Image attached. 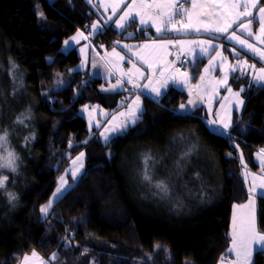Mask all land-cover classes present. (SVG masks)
Masks as SVG:
<instances>
[{
	"label": "trees",
	"instance_id": "1",
	"mask_svg": "<svg viewBox=\"0 0 264 264\" xmlns=\"http://www.w3.org/2000/svg\"><path fill=\"white\" fill-rule=\"evenodd\" d=\"M99 17L89 0H0V135L8 134L4 152L18 157L15 172L0 174L8 177L0 188V264L38 251L54 264H219L232 240V208L250 196L243 170L261 169L264 85L232 75L246 91L229 133L215 130L202 110L179 113L188 94L171 88L161 102L145 98L141 120L103 142L101 126L92 133L83 110L98 105L112 116L133 93L103 90V77L80 69L78 49L63 50L66 38L91 31ZM133 28L112 22L93 41L114 48ZM80 151L86 173L43 218L40 208ZM145 156L154 181L169 184V198L142 180ZM257 210L264 233V196ZM254 264H264V254Z\"/></svg>",
	"mask_w": 264,
	"mask_h": 264
},
{
	"label": "crops",
	"instance_id": "2",
	"mask_svg": "<svg viewBox=\"0 0 264 264\" xmlns=\"http://www.w3.org/2000/svg\"><path fill=\"white\" fill-rule=\"evenodd\" d=\"M180 1L181 0H176L177 7ZM143 2L145 4L151 5L153 3H169L171 2V0H143ZM213 2H215L216 4H227L229 0H197L198 6L195 9H192L191 2H189L188 6H185L183 8L189 10L188 15L191 16V21L189 20L188 16L178 14L174 16L172 25H168V27H172L174 25L176 30H165L162 32H157L156 26H154L151 22H149L148 24L139 23L141 17L147 20L149 16L155 18L158 15L156 10L141 6V0H136V6L139 12L136 20L126 22L124 28H118L115 21L119 20L126 11H129L127 6L132 4L133 0H123L122 3L121 0H93V7L99 12L100 16L97 22L102 26V29H104L112 22H114L116 28L120 31L125 30L135 22L138 25V28H133L132 31L129 32V34L127 35L128 40L120 41L118 43V46L114 47L115 53L113 52L114 48H107L105 46L98 47L95 45L101 54L109 53L114 60V65H111L110 68L106 69L108 76L114 77L120 82L119 84L117 83L118 81L114 83L116 85H120V88H116L114 91L132 92V99L134 98V96L141 95L144 98V101L145 98H149L156 102H161L166 93L171 88H184V90H180L188 94L186 90H189L194 86H198L201 90V93L199 94V98L197 99L198 102L196 103V105H194V109L192 110L194 112L185 113L187 112V110H178V112L181 114L193 115L198 110H202L200 114L204 118V120H206L210 125H214L217 128H219L222 124L220 122L222 121L221 117L224 115L228 116L229 112L233 120L232 124L234 125L237 119L236 115H241V104L238 103V101H241V87L236 88L231 84L232 75L234 74V72H238L240 74L245 73L246 75L248 74L250 76L252 84L264 85V81H259L258 79V77L261 75L260 69L264 68V59H262L258 54H254L252 51L246 48H241V46L234 40L226 39L228 35H231L232 31L236 30V25H233V27L229 29L228 33H225L223 35L219 33L206 32L204 31L203 27H201V30L199 32L195 31L192 28L183 27V25L189 23L200 26L201 21L203 23L210 24L213 22V20H215L222 26L223 22L219 19V15L213 17V19H208L205 16L200 15V13L204 11H213L216 13L225 11L224 9L213 8ZM240 2L242 4L243 0H240ZM260 2L261 0H257V7L255 9H249L250 11H252L253 17H255L252 19L251 23V28L254 36L250 38L246 33H242L241 31H237L236 34L240 36L241 39L247 40L250 44H253L256 48L264 50V44H261L260 41L255 38L256 36H261V39H264V36H262L259 31L260 24L258 22V9L264 7L260 4ZM200 4H204L206 7L201 8L199 6ZM115 5H118V7H116L115 12H113L112 9ZM165 11H167V9H165ZM239 11H244L243 6H241ZM97 22H95V24H97ZM246 22L247 21H245V23ZM92 30L94 29L92 28ZM143 30L145 31L141 35L145 39H141V41L136 40L135 36H137ZM99 31L95 30V35ZM201 41H211V44L215 47H208L207 44L199 43ZM121 42H125L129 47L121 45ZM202 48H206L207 51L202 52ZM177 49L183 51L190 57L191 67L188 74H180L175 69L173 62L171 61V56L176 52ZM233 49H235V51H233ZM102 50H106V52L104 53ZM130 52H132L133 54L131 58H128L127 54ZM217 53H219V55ZM121 55H124L125 58L122 59ZM81 56L83 61V54H81ZM217 57H219L218 61H214ZM220 58L222 59L221 62H219ZM245 61L246 63H244ZM134 63L139 65L145 71H152V73L155 72L156 74H161V72H163V74L166 75L168 73H172L175 75V77L180 76L177 77V80H180V87H178V85H176L175 83H171L166 89H161V94L158 97L154 92L151 91V87L147 89L144 87L134 88L133 84H138L141 86L147 85V81H145V79L148 74L145 78H143L140 77V75L136 72L132 71L130 74L129 71H127L126 74L132 77L131 83H129V81H126V79H123V77H120V75L118 74V72H120V69L125 71L124 67H127L128 65L132 66ZM201 63H204L203 68L200 71L196 70V67ZM216 63H218V66H214L211 75H214L215 78L223 76V84L221 85V88L219 90L221 94H218V92H216V90H214L213 88L205 90V88L202 87L201 83V81L204 79L203 73L205 72V69L210 65H215ZM149 65H152V67L150 68ZM80 69L86 70L83 67H81ZM189 75H192L193 77L190 78L188 77ZM97 76L103 77L105 79V82H107V78L105 77V75ZM201 77H203V79H201ZM164 79L169 78H163L162 80ZM127 80H129V77L127 78ZM190 81H194L195 84H189ZM181 83L185 84L186 86L182 87ZM236 89L237 92L230 98L232 99V101L229 103V106L226 109L224 106V110H222L223 108L221 103L225 100V96H227L228 93L232 90ZM237 93H239V95H237ZM203 99H205V102L203 101ZM243 99L245 105V98L243 97ZM144 101L141 105H143V107L145 108ZM106 112L108 111L106 110ZM108 117H111L109 113H107V118L106 116L104 118H106L107 120ZM213 121H215L216 123H212ZM233 125H231L227 129L224 128L226 130V133H229ZM261 150L262 149H259L258 151L261 152ZM261 171L262 166L259 171H251L248 167L243 170L245 184L248 191L250 192V196L245 203L241 205H235L232 208L229 218L230 234L232 240L229 249L233 248L234 240L236 243V247L231 252L228 250L227 255L223 257V261L220 260L219 264H254L255 262L256 253L259 251L256 250L257 240L254 238L258 239L260 235H264V233H262L259 228L257 210L258 198L259 196L264 195H256L258 194L259 184L261 182ZM250 189L252 191H250ZM254 195H256V197ZM246 245H248L251 249L250 262H246L245 260ZM237 253H239V256L237 255Z\"/></svg>",
	"mask_w": 264,
	"mask_h": 264
},
{
	"label": "snow or ice",
	"instance_id": "3",
	"mask_svg": "<svg viewBox=\"0 0 264 264\" xmlns=\"http://www.w3.org/2000/svg\"><path fill=\"white\" fill-rule=\"evenodd\" d=\"M90 2V0H89ZM123 2V0H121V3ZM191 2V6L192 9H195L198 5H197V0H190ZM141 6L145 7V8H149V9H154L157 11V17L153 18L152 16H149V18L147 20H145L143 17L140 18L139 23L141 24H148L149 22H151L154 26H156V31L157 32H162L165 30L168 31H172V30H176L174 25L172 27H168V25H172V21L174 16L178 15V14H182V15H186L188 16L189 20L191 21V16L188 15L189 10L186 8H183L182 5H180L179 7H177V2L176 0H171V2L169 3H153L151 5L149 4H145L143 2V0H141ZM201 8H205L206 6L204 4H200L199 5ZM241 6H243L244 11H239V9L241 8ZM116 7H118V5L113 6V12H115ZM129 11H126L124 13V15H122L120 17L119 20L115 21L116 26L118 28H124L125 27V23L128 21H135L137 15H139V12L137 10V6H136V0H133V3L127 6ZM213 8H220V9H224L225 11H222L220 13H216L213 11H204L201 12L200 15L205 16L208 19H213V17L219 15V19L223 22L222 26L217 23L215 20H213L212 23L210 24H206L203 23L202 21L200 22V26H197L195 24L189 23L186 25H183L184 28H192L195 31L199 32L201 30V27H203L204 31L206 32H213V33H219L221 35L228 33L229 29H231L233 27V25H236V30L232 31L231 35H228L226 37V39L228 40H234L237 44H239L241 46V48H246L250 51H252L254 54H258L262 59H264V50L262 49H258L256 48L253 44H250L247 40L241 39L240 36H238L236 34L237 31H241L242 33H246L250 38L254 36V33L252 31L251 28V23H252V19L255 18L253 17V13L252 11H250L249 9H255L257 7V0H243V3L241 4L240 0H229V2L227 4H216L215 2H213L212 5ZM165 9H167V11H165ZM231 9V10H229ZM258 22L260 24V28L259 31L261 33L262 36H264V7H261L258 9ZM245 21H247L245 23ZM91 27L94 30H102V26L99 25V23L97 22V24H93L91 25ZM77 35H82L81 33H78ZM257 40L260 41L261 44H264V39H261V36H256L255 37ZM73 41L76 40V37H72L71 38ZM118 43V42H117ZM171 43V42H169ZM201 44H207L208 47H215L214 45L211 44V41H201L199 42ZM64 44L66 46H71L69 41H65ZM125 47H129L128 45H125ZM201 51H207L206 48H202ZM233 51H235V49H233ZM113 52L115 53V48L113 49ZM219 55V53H217ZM118 55V54H117ZM51 60V58H49ZM246 63V61L244 62ZM149 67L151 68L152 65H149ZM137 71L139 72V70L137 69ZM205 71H207V69H205ZM260 73L261 75L258 77L259 81H264V68L260 69ZM143 73L140 72V77H143ZM163 72H161V77H163ZM150 79V78H149ZM169 79H171V77H169ZM201 79H203V77H201ZM132 82V77L129 75V83ZM118 84L120 83L119 81L117 82ZM151 85H138V84H133V87H144V88H149ZM115 87V86H113ZM167 87V80H164V82L162 84H160L159 87H151V91L154 92L156 94V96H160L161 94V88H166ZM237 95H239V93H237ZM139 101V97H137V100L134 102L135 104V108H130L129 109V113L128 115L131 117L130 123L131 124H135L137 122V120L139 119V116L137 115L138 111H142L140 109V105L138 103ZM189 103L191 104L192 101H189ZM238 103L242 104L243 101H238ZM181 109H183L185 107V105H180ZM121 115H124L123 113H121ZM113 119H115V117H113ZM20 123H23V121H18ZM212 123H216L215 121H213ZM223 123V122H221ZM129 127V122L127 121H122L118 126H114L112 129H110V131H114V132H120L121 134H123L127 128ZM229 127L228 123H223V128L227 129ZM106 131H109L106 129ZM7 132H5L3 135H0V144L2 143H6L7 142ZM26 142L28 139H34L33 137L30 138H25ZM108 140V137L105 136V141ZM189 153H185V155H188ZM264 149L261 150V153H258V157H260V159L262 161H264ZM83 153H80V155L78 157H76V160L73 161V165L75 166L77 161H79L81 159V157H83ZM18 157L16 156V154L14 152H8L7 157H2L0 158V168H9L11 169L13 172L16 171L17 165H16V161H17ZM151 159L150 156H145L144 157V168L142 170V180L149 183L150 185H153L155 187V189L157 190L154 195L159 196L161 199H165V198H169L171 195V189L169 187V184L165 181V180H155L154 181V177L153 175L150 173L149 170V160ZM83 165L82 163L79 165V168H82ZM79 168L74 167L71 170V176L73 178H75L78 175L79 172ZM67 175V173H66ZM8 180L7 176H3L0 177V188H3L5 185V182ZM67 185V187H66ZM261 189H264V184L260 185ZM71 188V185H68L67 180L65 179L64 176L60 177V186L56 189V192L53 193V198L59 200L62 196L65 195V193ZM250 191H252L250 189ZM262 195H264V192L261 193ZM10 201H14L16 199L14 194L9 193L8 194ZM52 206V202L49 201L48 204L42 206L40 208V212L43 213L45 216L48 213L49 208H51ZM257 240L256 242V250L261 252L262 254H264V235H260L257 238H254ZM159 247V246H157ZM236 247V243L235 240L233 241V248L229 249V251H233ZM246 247V251H245V260L246 262H250V257H251V249L248 245L245 246ZM33 256H36L37 254L35 252L32 253ZM237 255L239 256V253H237ZM52 260L57 259V255L56 253H53L51 256ZM29 260L28 256L24 257V264H27V261ZM221 260L223 261V258H221ZM187 264H190V262H187Z\"/></svg>",
	"mask_w": 264,
	"mask_h": 264
},
{
	"label": "rangeland",
	"instance_id": "4",
	"mask_svg": "<svg viewBox=\"0 0 264 264\" xmlns=\"http://www.w3.org/2000/svg\"><path fill=\"white\" fill-rule=\"evenodd\" d=\"M181 1L186 2L185 6H188V4L190 2V0H181ZM91 3L93 4V0H91ZM260 4L262 6H264V4L262 3V0H261ZM97 20H96V22H97ZM91 30H92V28H91ZM82 32H84V31H82ZM82 32H81V30H79V31L71 34L68 38H66L65 41H69L71 46L69 47V46H66L64 44L63 50L69 51L70 49L77 48L78 51L81 54H83V61L79 65L80 68L83 67L85 69H90L91 73L93 75H105V77L107 78V80H106L107 82H105L104 85L102 86L103 90L114 91L116 88H120V85L114 84L118 80L115 79L114 77H111V76L107 75V72H106L107 70L106 69L110 68L111 65H114V60H113L112 56L109 53H105L106 50H102L105 54H101L99 52V50L97 49V47L95 46L96 43H95V41H93V38L95 37V30H92V31L89 30V31L84 32V33H82ZM78 33H81L82 35H77ZM72 37H76V40L73 41L71 39ZM120 44L124 45V46L127 45L125 42H121ZM177 51H180V50L177 49L176 52ZM176 52L171 56V61H172V57L176 54ZM132 54H133L132 52L128 53L127 57L131 58ZM121 57H122V59L125 58L124 55H121ZM218 59H219V57H217L214 61H218ZM221 60L222 59L220 58L219 62H221ZM173 64L175 66L174 62H173ZM214 66H218V63H216L215 65H210L209 67H207L206 68L207 71H205L203 73L204 79L202 81L201 80L200 81L202 83V87L205 88V90H208L209 88H213L214 90H216V92H218V94H221L219 92V90L221 88V85L223 84V76L215 78L214 75H211L212 74V70L214 69ZM190 67H191V62L189 64L188 72L186 74H188L190 72ZM137 69L139 70V72L137 71ZM175 69H176V67H175ZM124 70L125 71L120 69L119 70L120 72H118V74L120 75V77H123V79H126V81H129V80H127V78L129 76L126 74V72L129 71V73L131 74V72L133 71V72L138 73L139 75H140V72H142L144 74L143 78H145L146 75L148 74L146 79H145V81H147V85L148 84L151 85L150 87H159L160 84H162L164 82V80H167V87L171 83H175L176 85H178V87H180L179 86L180 85V80H177V77H180V76H176L175 77V75L172 74V73H168L167 75L164 74L163 77H161V74H156L155 72L152 73V71H148V70L145 71L143 68H141L139 65H137L135 63L132 66L128 65L127 67H124ZM235 73L237 74L238 72H234V74ZM149 74H151V75H149ZM180 74H182V73H180ZM243 74L244 75H238V76H241L242 78L245 77L249 81H251L250 80V76L248 74L247 75L245 73H243ZM169 77H171V79L162 80L163 78H169ZM188 77L192 78L193 76L189 75ZM189 84L194 85L195 82L194 81H190ZM113 86H115V87H113ZM181 86L185 87L186 85L181 83ZM240 87L239 88H240V92H241V100L243 101V103L241 104V113H242L243 106H244V99H243L244 95L243 94H244V91H245V85H240ZM166 88H161V89L163 90V89H166ZM178 89L184 90V88H178ZM186 91L188 92V99L183 104V105H185V107L183 109H181V107H180L179 110L180 111L187 110V112H185V113H193L194 111H192V110L194 109V105H196V103L198 102L197 99L199 98V94L201 93V90H200V88L198 86H194V87H192V88H190L189 90H186ZM236 92H237V89L236 90H232L231 92L228 93L227 96H225V100L221 103L222 104V108H223L222 110H224V106H225V109L229 106V103L232 101V99H230V98L232 96H234V94ZM137 97H139L138 103H139L140 109L142 111H138L137 112V115L139 116V119L137 120V122L135 124H131L130 123L131 117L128 115V113H129V109L130 108H135L134 102L137 100ZM143 101H144V98L141 95L134 96V98L130 101V103L125 108H123L120 111L114 113L111 117L108 118V120H106V118H107L106 110L104 108H101L98 105H92V106L85 107V109L83 110V114L88 119V125H89V128L92 131V133L95 132L97 127L101 126V129H100V132H99V136H100V138H101V140L103 142H108L112 137H114L115 135L120 134V132L110 131V129H112L114 126H118L122 121H127V122H129V127L127 128L126 131H128L132 126L136 125L141 120V118H142L141 114L145 111V108L143 107V105H141ZM189 101H192V103L190 104ZM203 101L205 102V99H203ZM121 113H123L124 115H121ZM105 116H106V118H104ZM113 117H115V119H113ZM221 118H222V121H220V122L228 123L229 127L231 125H233L232 124L233 120H232L231 114L229 112H228V116L224 115ZM223 123L220 125L219 128L215 127L214 125H212V127L215 130L226 134V130L224 128H222L223 127L222 126ZM106 129L109 130V131H106ZM105 136L108 137L107 141H105ZM234 144L237 146V144L235 142H234ZM0 146H1L2 150H3V152L0 150V158L7 157L8 152H4V150L5 151H10L11 148L4 147V146H2V144H0ZM80 153H83L84 155H83V157H81V159L79 161H77L76 165L74 166L73 165V161L76 160V157H78L80 155ZM258 153H261V152L260 151L257 152L256 161L262 166V171H261L262 175H261V182L259 184L258 194H256V195H262L261 193L264 192V189H261L260 185L264 184V161H262L260 159V157H258ZM262 155H264V154H262ZM0 162H2V161H0ZM81 163H82L83 167L79 168V165ZM74 167L79 168L78 175L75 178H73L71 176V174H70L71 170ZM5 169H9V168H0V174L3 173ZM86 171H87V155H86L85 151H80L79 153H77L71 159L69 166L58 177V183H57L56 189L60 186V177L61 176L65 177V179L68 182V185H71V188H72V187H74V185H76L79 182V180L86 173ZM66 173H67V175H66ZM5 175H7V174L5 173ZM164 179H167V178L164 177ZM66 187H67V185H66ZM56 189H55V191L53 193L56 192ZM70 189L65 193V195L70 191ZM9 193H11V192H9ZM256 195H254V196L256 197ZM64 196H62L59 200H57V199L53 198V194H52L51 198L49 199V201L52 202V206H51V208H49L48 213H47L46 216L43 213L41 214L42 217L46 218V217L49 216L51 218V215H50L51 213L50 212H51L53 206L58 201H60ZM49 201L46 204H48ZM50 218H49L48 222H52ZM70 229H72V225L68 224V225H66L64 227L63 230H70ZM35 253L37 254L36 256H33L32 253L28 254V255H25V256L29 257V260L27 261V264H54V263H52V261L47 260L44 257V255H42V252L38 251V252H35ZM25 256H22L21 258H19L17 260V262L15 260L14 264H24V257ZM11 264H13V263H11Z\"/></svg>",
	"mask_w": 264,
	"mask_h": 264
},
{
	"label": "built area",
	"instance_id": "5",
	"mask_svg": "<svg viewBox=\"0 0 264 264\" xmlns=\"http://www.w3.org/2000/svg\"><path fill=\"white\" fill-rule=\"evenodd\" d=\"M180 5L185 7L186 2L180 1L178 7ZM172 61L175 63V67L180 73L186 74L188 72L190 57L186 53L181 50L177 51L176 54L172 57Z\"/></svg>",
	"mask_w": 264,
	"mask_h": 264
}]
</instances>
